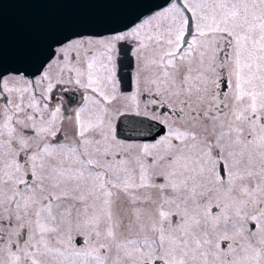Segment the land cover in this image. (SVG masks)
<instances>
[{
    "label": "snow or ice",
    "instance_id": "6c2138e0",
    "mask_svg": "<svg viewBox=\"0 0 264 264\" xmlns=\"http://www.w3.org/2000/svg\"><path fill=\"white\" fill-rule=\"evenodd\" d=\"M57 44L0 69V264H264V0H163Z\"/></svg>",
    "mask_w": 264,
    "mask_h": 264
},
{
    "label": "water",
    "instance_id": "95a60500",
    "mask_svg": "<svg viewBox=\"0 0 264 264\" xmlns=\"http://www.w3.org/2000/svg\"><path fill=\"white\" fill-rule=\"evenodd\" d=\"M163 0H0V69L33 71L52 45L121 30Z\"/></svg>",
    "mask_w": 264,
    "mask_h": 264
},
{
    "label": "flooded vegetation",
    "instance_id": "af4514ba",
    "mask_svg": "<svg viewBox=\"0 0 264 264\" xmlns=\"http://www.w3.org/2000/svg\"><path fill=\"white\" fill-rule=\"evenodd\" d=\"M121 30H123V28H121ZM57 46H58L57 43L52 46L51 53L55 52ZM119 55H120V59L117 62V79L118 81H121L122 84H127L129 81L128 74L132 72V68L129 67V64L134 65L135 61L134 58L131 56V50L127 47V45L122 46ZM62 87L64 89L63 92H61L59 88L56 90V95L60 98L56 102L59 103L61 101H64L66 107L74 108L80 100V94L71 85H66ZM70 100L72 101V103L68 104L67 102ZM121 112H123L124 114L114 115V122L117 126V132L118 133L122 132L125 135H129V134H133L136 130H139L140 128L139 122L142 121L144 118L136 116L134 113L131 112H125L124 109H121Z\"/></svg>",
    "mask_w": 264,
    "mask_h": 264
}]
</instances>
